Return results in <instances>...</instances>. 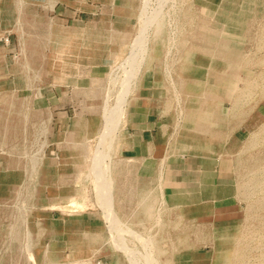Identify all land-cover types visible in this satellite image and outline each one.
I'll return each mask as SVG.
<instances>
[{"label": "crops", "instance_id": "crops-1", "mask_svg": "<svg viewBox=\"0 0 264 264\" xmlns=\"http://www.w3.org/2000/svg\"><path fill=\"white\" fill-rule=\"evenodd\" d=\"M143 1L0 0L1 36L12 40L0 45V109L13 102L23 107L2 117L17 119V126L0 127V264H262L264 196L247 189L264 174V98L249 88L231 104L241 95L240 81L261 84V71L254 77L260 56L239 47L248 60L243 68L253 76L226 72L206 40L197 39L198 32L217 34L228 12L202 15L194 0H167L173 8L168 18L161 14L160 56L147 58L122 95L124 109L112 133L122 148L120 156L104 161L106 189L89 172L90 160L80 151L83 135L89 133L90 141L100 126L84 124L100 122L97 107L108 86L117 87L115 103L123 94L121 65L132 68L123 59L138 32L134 6ZM215 1L205 5L244 0ZM145 2L152 7L159 0ZM4 5L11 8L4 11ZM11 53L19 60L7 61ZM222 73L234 86L230 98L228 84L215 83ZM91 86L90 113L85 105ZM181 95L191 102L175 109ZM200 98L230 105L197 111ZM187 118L202 130L189 139L182 131ZM69 196L72 209L56 207H67Z\"/></svg>", "mask_w": 264, "mask_h": 264}, {"label": "bare ground", "instance_id": "bare-ground-1", "mask_svg": "<svg viewBox=\"0 0 264 264\" xmlns=\"http://www.w3.org/2000/svg\"><path fill=\"white\" fill-rule=\"evenodd\" d=\"M200 1H204L203 2L204 4L201 3L200 4L201 6H199V5L197 6L198 12L200 14L207 15V14H209V12H211V10H213V13H215V14L218 12H221V13L222 12H226V13L228 12V16H227V18L223 19L222 23L219 24L218 29L217 28L215 29L214 32H216L217 34L214 33L212 35H209V34H207V35L202 34L201 35V32H198L197 39L206 40V42H207L206 45L208 48H210L208 50L210 55L213 58L218 59V61H219L218 63H220L221 65H223L226 68L225 69L226 72L231 71V72H234L235 74H237V71H238L241 74H243L245 77H249L252 73L248 69L243 68L244 64L248 63V60H246L245 56H241L240 54H238V49L240 47V41L242 38H246L249 41H254V44L258 45V47H257L258 52L264 46V20H263L264 19V5L261 4V6H256V5H254V0H244V1L238 2L236 5L226 6V7H221V6H213L212 7V6H206L205 5V3H208V2L211 3L213 1H214V3H216L217 1H215V0H194L193 3L200 2ZM166 3H167V0H159L157 6L155 8H151L150 6H148L146 4L145 0L143 1V4H140V2L137 5L135 4L134 14H135L136 19H137L136 31H138V32L133 39V45H132L131 53L128 54V56L126 58L124 57V59H123V65L128 64L130 66L132 64V68L129 67V69L127 70L125 66L121 65V67H123L122 68L123 69V79L120 82V85L122 88L121 93H123V94H120L119 97H117L116 103L110 108L108 106V96H109L111 89L110 88L107 89V91L105 93H103V95H101L102 94L101 90L97 89L98 96L101 95L100 98L104 100L103 105L100 104L99 107H97L99 109V111L102 110V113H103L102 118L100 120L101 123L98 122V119L92 118V119H88V121H86V123L84 124L87 129H90L91 127L93 128L95 125H98V123L100 126V130L97 134V144L94 148H92V150H91L92 153L91 154L88 153L89 152L88 151L89 146H88L87 142H89L90 137H89V133L87 135V132H86V135H83L84 138L86 137V143L84 146V150H83V148H81L80 151L84 155V157H86L87 159L90 160L89 167H90L92 174L94 175V178L97 180L98 186L103 187L105 189L109 183L107 182L105 175H103L104 170L106 169V165L104 164V161L106 159H110V157H111V154L109 152V150H110L109 147H111V145L114 144V146L116 147L115 152L117 155L120 154V148H122L121 147L122 144L120 145V144H118V142H115L116 138H113V136H112L113 131L118 126L119 114H121V112L124 109V108H122V106L125 103V101H124L125 96H122V95H125L128 92H130V89H131L130 81L132 79H133V82H134V79L135 80L137 78L139 79L140 73L142 74L141 67L143 64L147 63V58L150 56H153V57H159L160 56V51H161L160 49H162L164 47V38L165 37L163 34V30H165V26H166L165 25L166 23L161 18V14H162V10L166 7L165 6ZM171 8H173V7H171ZM168 11L169 10H167V12ZM165 13H166V11H165ZM260 17L262 19H260ZM148 31H150L149 34H148ZM218 38H220L221 40L223 39V40L220 41ZM149 43H151V45H152L151 49H149ZM211 47H212V49H211ZM256 64L257 65L258 64H264V55H262V56H260V58H258V60L256 61ZM261 74H262L261 76L263 78L264 77V71H261ZM113 75H114V72L111 71L109 73V75H107V77L109 78V77H112ZM229 77L230 76L228 75V78H227V75H225L224 73H222V75H216L215 76V83L223 85V83H227L231 79V77L230 78ZM227 84H228V86L226 85L225 89L227 90V95H228L227 97L230 98L231 97L230 95L233 92L234 86H232L231 83H227ZM132 89L133 90L136 89L135 86H133ZM188 90H190V89H188ZM247 90H248L247 86L244 87L241 90V93L239 92L241 94L240 97H238L236 99V101H234V100L231 101L232 107L234 105L238 104V102L241 100L242 94H246ZM183 92H188V91L184 89ZM86 94L89 96L92 95V97H95V86H91L89 89H87ZM186 94H189V93H186ZM144 103H145V101H144ZM22 108L23 107H22L21 103H19V102H16V103L13 102L10 105L6 104L5 107H2L0 109L1 110L0 111L1 112L0 113V127L5 125V124H6V126H10V127L11 126L12 127L17 126V124H19V121L17 119H6L5 122H3L4 119L2 117L3 116H5V117L14 116L16 113H19V110H21ZM75 125L81 126L79 122L76 123ZM182 129H183L182 131H185L187 133V135H185L184 138L189 139L191 137L190 133L195 135V133L198 132L199 123L197 122V120H195V122L190 123L189 127L183 126ZM201 131L202 130H199V132H201ZM193 132H195V133H193ZM0 137H2V136H0ZM2 141H3V139H2ZM104 146L107 147L106 148L107 150L103 149ZM134 146H136V145H134ZM234 153H233V155H234ZM221 161H222V159H221ZM165 171H167V170L165 169ZM166 176H167V174H166ZM103 197L105 199L106 198L109 199L107 193H105V195ZM229 202L232 204V202L230 200H229ZM107 205L109 206L108 201H107ZM216 207H218V206H216ZM188 212H189V210H188ZM189 215H191V214H189ZM159 224H161V223H159ZM211 232H212V229H211ZM184 250H186V249H184Z\"/></svg>", "mask_w": 264, "mask_h": 264}, {"label": "rangeland", "instance_id": "rangeland-1", "mask_svg": "<svg viewBox=\"0 0 264 264\" xmlns=\"http://www.w3.org/2000/svg\"><path fill=\"white\" fill-rule=\"evenodd\" d=\"M152 2L153 3H157V0H152ZM204 1H200V2H196L197 3V6L199 5V4H201V3H203ZM5 6V5H4ZM199 6H201V5H199ZM156 6L153 4V6L151 7V8H155ZM1 8H3L1 5H0V10H1ZM9 8H11V7H7V6H5V8L3 9L4 11H8L9 10ZM171 9V7H169V6H167V7H165L163 10H162V15L164 16L165 14H168L169 13V11L167 12V10H170ZM3 11V12H4ZM165 11H166V13H165ZM11 12H9L8 14H10ZM11 15V14H10ZM164 17H166V16H164ZM171 17V16H170ZM169 17V18H170ZM166 18H168V17H166ZM264 20V19H263ZM12 31V30H11ZM11 33V32H10ZM3 34V31H0V45L2 44V45H5L4 44V42H3V39L4 38H8V41H9V44L8 45H10L11 43H12V40L10 39V37L8 36V37H4V36H1ZM10 35H12V34H10ZM171 42H172V44H173V38H170L169 39ZM11 42V43H10ZM257 47H258V45L256 44H254V41H249L248 39H246V38H242L241 39V41H240V51H246L247 53L249 52L250 53V56L249 57H251V56H262V55H264V46L262 47V49L261 50H259V52H257ZM254 51V52H253ZM11 57V58H10ZM19 60V54H16V53H11V54H8L7 55V61H10V62H12V61H15V60ZM260 71H264V64H262V66H261V68H257L256 70H255V75H254V77H258V75H259V73H260ZM253 72V71H252ZM144 73H147V71L146 72H144ZM251 77L253 76V74H251L250 75ZM145 77H147V76H145ZM241 82V84L239 83V87L238 88H236V90H237V92L239 93H241V90L244 88V87H246L247 86V88L249 89H255L256 91H259V93L261 94V98L263 97L264 98V77L262 78V80H261V84L260 85H256V86H254V85H252V83L250 82V84L249 83H247L245 86H242V81H240ZM241 87V88H240ZM109 88H111V91H110V93H109V96H108V106L111 108L112 106H113V104L115 103L114 102V100H115V97H116V90H117V87L115 86V85H112V86H108L107 87V89H109ZM119 89H120V87H118ZM204 89V88H203ZM113 90V91H112ZM43 92H45V89L43 90ZM216 94H218L217 96L219 97V98H221L222 96H224L225 95V93H224V91H219V92H217ZM235 95V94H234ZM71 96V95H70ZM258 97L260 96V95H257ZM86 97L88 98V101H87V104L85 105V107H86V109H87V112H93L92 111V109L94 108V105H93V97H92V95L91 96H89V95H86ZM258 100V99H257ZM257 100L255 99V101H251V102H249V104L247 103L246 104V106H245V109L246 110H248V109H251V108H253V106H255V102H257ZM189 102H191L190 101V99H188L187 100V98H185L183 95H181V98H180V100L179 101H177L176 103H174V108L175 109H178V108H182V106H185V103L188 105V103ZM219 104L220 106H223V108H229V105H228V102L227 101H223V102H213L212 101V99H210V98H200V100L198 101V103H196L197 104V111H201V110H203L206 106H210V105H212V104ZM70 104H72L73 105V102L71 103H69V104H66V108H69V109H71L70 108ZM188 107V106H187ZM202 108V109H201ZM92 119V118H91ZM181 119H182V117H181ZM193 122H195V119H188L187 118V120H185V122H184V125L183 126H186V127H189V125H190V123H193ZM94 136V135H93ZM92 136V137H93ZM112 136H113V138H116V136H118V135H116V134H112ZM261 141L264 143V125H263V128H262V135H261ZM96 143H97V135H96V137H94V138H91V140L88 142V153L89 154H91L92 152H91V150H92V148H94L95 146H96ZM107 147L106 146H104V150H107L106 149ZM110 148V150H109V152H110V154H111V157L112 156H120V154L119 155H117L116 154V147L113 145H111V147H109ZM262 152H264V149H263V151ZM184 153H188V150L187 151H185ZM263 168H264V160H263ZM89 172L92 174V172H91V170H90V167H89ZM261 181H257L256 183H252V184H249L248 186L249 187H251V188H249V189H247L248 191H261L262 192V195L264 196V174H262L261 175ZM232 185L233 186H236V185H234L233 183H232ZM247 186V187H248ZM263 199H264V197H263ZM67 202L69 203L68 205H66L67 207H65V208H62L61 206H56L57 208L59 207L60 209H65V210H68V209H72L73 208V206L75 205L74 204V201H73V197L72 196H69L68 197V200H67ZM66 202V203H67ZM66 203H64V204H66ZM262 204H264V203H262ZM65 206V205H64ZM261 233H262V235H261V237H262V242H263V245H262V254H263V261H262V264H264V229L261 231ZM102 263L103 264H105L103 261H102ZM94 264H95V262H94Z\"/></svg>", "mask_w": 264, "mask_h": 264}, {"label": "built area", "instance_id": "built-area-1", "mask_svg": "<svg viewBox=\"0 0 264 264\" xmlns=\"http://www.w3.org/2000/svg\"><path fill=\"white\" fill-rule=\"evenodd\" d=\"M3 42H4L5 45H8L9 44L8 38H4ZM95 264H103V263H102V261L97 260V261H95Z\"/></svg>", "mask_w": 264, "mask_h": 264}]
</instances>
